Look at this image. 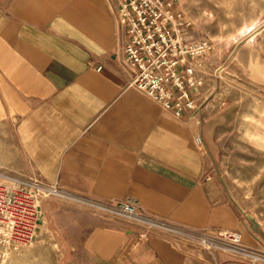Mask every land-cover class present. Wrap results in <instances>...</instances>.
I'll return each mask as SVG.
<instances>
[{"label": "crops", "instance_id": "crops-1", "mask_svg": "<svg viewBox=\"0 0 264 264\" xmlns=\"http://www.w3.org/2000/svg\"><path fill=\"white\" fill-rule=\"evenodd\" d=\"M117 5L0 0V149L13 151L4 164L69 197L132 198L154 220L75 206L73 225L58 229L82 264H246L239 249L171 235L224 228L253 238L213 173L201 111L178 118L130 85ZM42 212V229L56 230L51 201Z\"/></svg>", "mask_w": 264, "mask_h": 264}, {"label": "rangeland", "instance_id": "rangeland-1", "mask_svg": "<svg viewBox=\"0 0 264 264\" xmlns=\"http://www.w3.org/2000/svg\"><path fill=\"white\" fill-rule=\"evenodd\" d=\"M173 1L189 23V33L212 44L195 63L203 80L194 93L201 105L207 141L203 143L212 153L216 179L252 234V241L243 240L238 247L245 263L264 264V0ZM12 152L0 149V171L28 180L4 164ZM37 192L41 214L35 238L25 245L2 248L0 264H82L81 247L64 244L66 237L58 225H73L75 214L67 211L75 206L95 204L46 190ZM47 201L52 204L51 225L57 227L52 231L41 226ZM73 227L65 232L75 238ZM177 233L172 237L213 248L184 229Z\"/></svg>", "mask_w": 264, "mask_h": 264}, {"label": "built area", "instance_id": "built-area-1", "mask_svg": "<svg viewBox=\"0 0 264 264\" xmlns=\"http://www.w3.org/2000/svg\"><path fill=\"white\" fill-rule=\"evenodd\" d=\"M116 14L121 27L119 53L130 85L178 118L199 111L194 93L203 80L195 63L211 50L210 40L189 33V23L173 0H118ZM197 142L203 143L201 136ZM37 190L66 195L56 184L0 171V254L4 247L25 245L35 238L41 214ZM92 202L141 221H154L139 211L132 198L115 204ZM184 230L213 248L238 249L243 241L242 233L233 229Z\"/></svg>", "mask_w": 264, "mask_h": 264}]
</instances>
